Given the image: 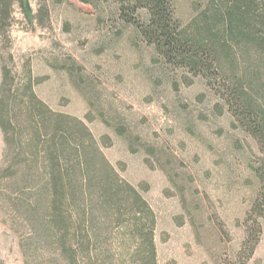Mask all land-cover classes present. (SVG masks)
<instances>
[{"label": "rangeland", "instance_id": "rangeland-1", "mask_svg": "<svg viewBox=\"0 0 264 264\" xmlns=\"http://www.w3.org/2000/svg\"><path fill=\"white\" fill-rule=\"evenodd\" d=\"M28 1L33 25L16 5L0 22V82L4 67L17 84L31 76L52 109L80 118L90 114L93 133L112 137L107 157L126 166L127 180L148 187L144 196L157 216L159 264H244L237 254L257 189L248 167L257 147L232 126L222 101L203 79L167 69L119 21L116 0L97 8L78 0ZM205 2L175 0L182 23ZM119 125L126 129L123 137L115 133ZM3 147L0 132V164ZM169 173L184 187V211ZM3 221L0 211V264H24L19 240ZM262 224L247 264H264V217Z\"/></svg>", "mask_w": 264, "mask_h": 264}, {"label": "trees", "instance_id": "trees-1", "mask_svg": "<svg viewBox=\"0 0 264 264\" xmlns=\"http://www.w3.org/2000/svg\"><path fill=\"white\" fill-rule=\"evenodd\" d=\"M78 1L97 8L110 0ZM115 3L119 21L167 69L203 79L232 126L255 142L257 155L248 167L257 189L237 254L247 264L263 235L264 0H206L184 24L175 0ZM15 5L33 25L28 0H0V22ZM39 83L28 76L17 84L2 69L0 211L19 240L24 264H159L157 216L144 196L147 185L133 184L123 175L126 166L110 161L105 149L113 139L93 133L90 114L80 118L52 109L37 94ZM114 130L126 134L122 125ZM128 144L133 152L131 138ZM146 152L164 166L153 147ZM168 178L180 190L184 211V187L170 173Z\"/></svg>", "mask_w": 264, "mask_h": 264}]
</instances>
